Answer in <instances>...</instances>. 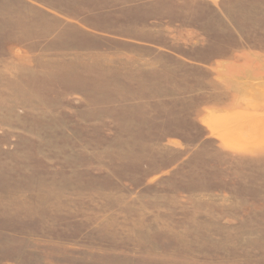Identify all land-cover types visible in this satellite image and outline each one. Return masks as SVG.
I'll return each mask as SVG.
<instances>
[{
  "label": "rangeland",
  "instance_id": "rangeland-1",
  "mask_svg": "<svg viewBox=\"0 0 264 264\" xmlns=\"http://www.w3.org/2000/svg\"><path fill=\"white\" fill-rule=\"evenodd\" d=\"M41 1L0 20V264H264V0Z\"/></svg>",
  "mask_w": 264,
  "mask_h": 264
},
{
  "label": "crops",
  "instance_id": "crops-1",
  "mask_svg": "<svg viewBox=\"0 0 264 264\" xmlns=\"http://www.w3.org/2000/svg\"><path fill=\"white\" fill-rule=\"evenodd\" d=\"M127 1V0H125ZM221 4L225 3V1L227 0H219ZM37 2H42L41 0H0L1 4H8L10 6L6 7L7 12L10 15L13 16H4L3 13L4 11L1 10L0 8V20H4V23H7V26L9 27L8 32H13L14 34H33L34 32V27H36L34 25L35 23V19H36V12H39L40 17L43 20V24L41 26V29L44 28V31L41 33H44L45 35H50L53 34V27L52 25H48L49 23H52L54 20V18H56L52 11H50V9L44 8L41 5H39V9L36 7V3ZM129 3H132L131 0L128 1ZM222 6V5H221ZM224 8V7H222ZM224 10V9H223ZM48 11V12H47ZM223 12V11H222ZM225 17L227 16V19L229 18L228 15H224ZM89 17H93L92 15L89 16H85V18H89ZM114 19H116L119 16H113ZM61 19L63 17H60ZM22 24L23 27H21V29H17V27ZM61 24V22H60ZM112 28H117V23L116 20H114V22L112 23ZM65 26L62 24L61 28L63 29ZM99 27H104L103 25H99ZM23 28H29V31L27 30H22ZM111 28V27H110ZM101 29V28H99ZM99 33H103V34H116L118 32L115 31H100ZM17 49H21V47L19 45H13V46H9L8 50L13 51V50H17ZM235 61V62H234ZM239 62H242V60H229L226 59L225 61H221V66L222 67H240V65H238ZM261 62L258 61H254V66H259ZM234 64V65H233ZM202 67H208L207 64H203L200 63L199 64ZM239 72H244L248 69H237ZM263 70V69H262ZM235 71V70H234ZM261 70L257 69V70H252L251 72H248V74L246 75L248 77V80L245 81L243 83V85L245 87H249L250 85H252L251 83H255V81H257V78H260L259 73ZM253 72V73H252ZM227 77H232V75H229ZM260 82V81H258ZM244 90V89H243ZM254 96H258L257 94H254ZM227 98H252L250 93H247V91H244V93L239 92L238 94H235L234 96L231 94L226 95ZM235 104L237 107L236 108H229V106H227L225 109L226 110H236L237 112L241 113V112H245L243 109V107L239 104L240 103H230V105ZM253 107H255V105H253ZM209 108H203L202 107V120L205 121L206 120V115L205 113L208 112Z\"/></svg>",
  "mask_w": 264,
  "mask_h": 264
}]
</instances>
